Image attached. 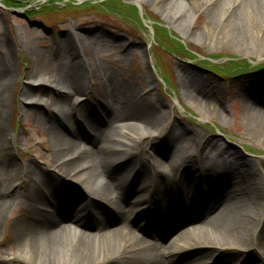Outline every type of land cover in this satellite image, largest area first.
<instances>
[{"label": "bare ground", "instance_id": "1", "mask_svg": "<svg viewBox=\"0 0 264 264\" xmlns=\"http://www.w3.org/2000/svg\"><path fill=\"white\" fill-rule=\"evenodd\" d=\"M206 1L212 5L206 13L211 23L219 15L227 17L232 28L243 33L245 11L259 20L263 51L258 56L264 55V0ZM164 13L171 21L176 17L171 11ZM70 46L73 44H65L64 48ZM7 68L0 56V122L7 106V80L3 78ZM91 71L99 73L98 65ZM74 73L73 80L65 70L59 72L56 85L61 92L50 102L67 124L68 107L79 104L83 95L80 91L85 78L80 72ZM100 73L113 83L112 72ZM32 80L35 84L36 80ZM180 84L184 97L198 109L210 108L223 117V102L215 91L193 85L187 77L180 79ZM133 92V87L122 93L109 90V104L104 107L106 125H90L87 133L84 128L82 138L72 131V138L65 140L52 125V136L59 142L50 164L55 170H38L30 164L14 170L0 168V224L3 212L17 197H24L28 203L18 214L20 218L10 225L12 248L2 250L1 257L13 250L26 264H106L109 257L121 264H264L263 258L254 261L261 255L258 249L264 250V198L252 161L217 141L195 136L176 120L158 141L152 142L149 156L139 153L132 147L133 129L143 132L162 122L158 110L137 103L138 93ZM119 94L129 99L119 102ZM28 95L27 90L23 92L24 101H29ZM96 107L91 108L93 112ZM241 113L248 128H264L263 75L255 76L249 83ZM116 128L124 134L119 139L110 137L120 142L118 147L107 140ZM189 137L200 146L198 152L186 153L178 145L177 140ZM147 138L142 133L137 141L143 143ZM163 144L170 152L161 151ZM148 167L154 170L152 175L147 174ZM116 178L124 183L117 184ZM15 179L27 185L28 191L21 186L18 193L12 184ZM137 183H142L147 196L138 193ZM182 194H187V200L185 195L181 198ZM131 197L135 202L144 201L141 207L146 210H132ZM186 201H198V207L188 209ZM99 203L104 204L111 217L101 221L95 231L87 230L84 221L95 213ZM154 213L162 224L154 220ZM27 214L30 215L21 218ZM193 221L196 226L188 228ZM194 230H202L210 238L197 236ZM172 235L177 237L171 239ZM160 236L166 241L171 239L168 245L174 246L175 252L161 250L162 245L156 242ZM129 244L137 255L121 252ZM192 247V257L182 255L184 249ZM212 250L218 253L217 257L201 262L202 256ZM253 250H258V255H252ZM166 257L170 262H165Z\"/></svg>", "mask_w": 264, "mask_h": 264}, {"label": "rangeland", "instance_id": "2", "mask_svg": "<svg viewBox=\"0 0 264 264\" xmlns=\"http://www.w3.org/2000/svg\"><path fill=\"white\" fill-rule=\"evenodd\" d=\"M211 6L206 0H0V56L9 68L3 77L7 80V106L0 122V168L14 170L30 164L38 170H55L50 164L59 142L52 136L50 127L53 125L60 131L65 140L72 138V131L82 138L84 128L87 133L93 124L103 128L109 90L122 93L133 87V93H138L137 103L157 109L162 122L143 132L133 129V149L149 156L152 142L158 141L176 120L195 136L217 141L249 158L260 177L264 198V128H248L241 113L242 98L249 83L255 76H264V55L258 56L263 51L260 22L245 11L246 27L239 33L227 17L219 15L211 23L206 17ZM164 10L174 13L175 19L169 20ZM159 26L165 30L158 29ZM173 42H178L179 46ZM70 43L73 46L64 48ZM61 64H64L63 69ZM96 65L99 73L93 74L91 70ZM62 70L70 79H75L74 72L82 73L85 78L80 85L83 95L79 104L67 109L68 124L60 120L50 105L60 95L56 80ZM101 71L112 72L113 83L101 75ZM185 77L193 85L217 93L225 109L222 118L210 108L198 109L184 97L180 79ZM32 79L36 80L35 84ZM26 90L29 101L22 97ZM128 99L120 94L117 97L119 102ZM94 106L97 107L93 112ZM100 108L102 110H98ZM142 133L149 136L143 143L137 141ZM113 135L119 139L124 134L116 128L107 139L118 147L119 141L110 140ZM177 142L186 153L200 150L190 137ZM160 148L164 153L170 152L164 144ZM153 173L148 167L147 174ZM115 182L124 183L119 178ZM12 184L19 189L18 193L21 186L28 191V186L20 184L18 179ZM137 185L138 193L147 196L142 183ZM184 195L181 198L187 200V194ZM132 197L130 208L137 212L145 202H135ZM17 202L21 205L16 206ZM27 204L24 197H17L3 212L0 224L3 264H26L13 250L5 258L1 256L2 250L12 248L10 225L20 218L18 214ZM186 204L191 210L198 207V201H186ZM97 207L84 221L87 230L95 231L101 221L111 217L104 204L99 203ZM153 216L162 224L158 214ZM195 224L193 221L188 228ZM193 233L208 236L202 230ZM170 240L160 236L156 242L167 252L174 249L168 245ZM194 249H184L182 255L192 257ZM258 250H253L252 255L259 256L254 261L264 259V250ZM121 252L137 255L130 244ZM213 254L218 255L212 250L202 256L201 262L214 260ZM165 262L170 260L166 257ZM106 264L121 263L109 257Z\"/></svg>", "mask_w": 264, "mask_h": 264}, {"label": "trees", "instance_id": "3", "mask_svg": "<svg viewBox=\"0 0 264 264\" xmlns=\"http://www.w3.org/2000/svg\"><path fill=\"white\" fill-rule=\"evenodd\" d=\"M158 29H160V30H165L164 28H161L160 26L158 27ZM173 43H175L176 44V47H177V45L179 46V43L178 42H173Z\"/></svg>", "mask_w": 264, "mask_h": 264}]
</instances>
